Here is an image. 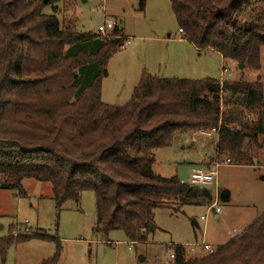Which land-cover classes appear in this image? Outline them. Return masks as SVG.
Masks as SVG:
<instances>
[{"label":"trees","instance_id":"obj_1","mask_svg":"<svg viewBox=\"0 0 264 264\" xmlns=\"http://www.w3.org/2000/svg\"><path fill=\"white\" fill-rule=\"evenodd\" d=\"M57 1L0 0V190L23 195L24 179L49 183L58 209L92 192L95 230L120 231L138 243L156 232L155 210L202 199L200 188L153 170L155 153L177 134L215 129L216 158L253 166L247 148H260L264 139V76L220 83L143 71L126 105L104 104L101 83L123 46V31L79 33L43 13ZM169 3L182 39L197 51L261 69L264 0ZM32 240L55 244L54 255L40 264H57L55 238L15 227L0 240V264L10 247ZM172 252V264H264V211L213 253L187 260L184 246Z\"/></svg>","mask_w":264,"mask_h":264},{"label":"rangeland","instance_id":"obj_2","mask_svg":"<svg viewBox=\"0 0 264 264\" xmlns=\"http://www.w3.org/2000/svg\"><path fill=\"white\" fill-rule=\"evenodd\" d=\"M43 13L55 14L63 25L71 22L83 34L97 35L109 20L123 31V46L110 59L101 83V100L107 105H126L143 71L164 79L220 83H254L264 76L263 58L257 71L238 69L219 54L199 52L182 40L169 0H144L143 8L140 0H58ZM214 141L201 131L180 133L168 148L155 153L153 170L159 176L189 183L191 168L202 165L212 167L217 176L211 186L200 188L210 193L211 201L202 197L193 205L171 202L170 208L155 210L157 230L143 242L131 243L120 231L97 232L92 192H81L58 209L51 185L33 179L22 181L23 195L0 190V240L9 237L11 227L55 238L61 248L57 264H172L175 245L184 246L187 260L204 256L208 253L198 247L201 243L215 250L264 211V139H259L260 148H247L253 166H232L225 157L216 158ZM221 192L229 195L228 201H220ZM214 203L220 209L218 220L210 208ZM55 249L53 243L32 240L10 247L4 264H40Z\"/></svg>","mask_w":264,"mask_h":264},{"label":"built area","instance_id":"obj_3","mask_svg":"<svg viewBox=\"0 0 264 264\" xmlns=\"http://www.w3.org/2000/svg\"><path fill=\"white\" fill-rule=\"evenodd\" d=\"M116 27H117V25H116V23L114 21H112V20L106 21V23L103 26H100L98 28L97 34L101 35V36H105L107 34V31L112 32ZM124 44H129V42L126 41ZM223 70H224V73L229 78L228 71L226 69H223ZM217 133H218V131L213 129L211 131L201 132V135L203 137H210V138L211 137H215V139H216ZM226 163L229 164L228 161H226ZM216 176H217V172H216V170H213V168H211L209 170H205V169L195 168L194 167L190 171V180H189L188 184H190L192 186H195V187H198V188H205V187H208V186L212 185V183L214 182ZM210 208H211V212L213 213V215L215 217H218V215L220 213V209H219L218 205L216 203H214L213 205L210 206ZM198 247H200L202 250H204L205 252H207L209 254L213 253V251H215L213 247H211V246H209V245H207L205 243H201ZM194 251H195V249H191V252H194ZM170 258L172 260L174 259L173 252L170 255Z\"/></svg>","mask_w":264,"mask_h":264},{"label":"water","instance_id":"obj_4","mask_svg":"<svg viewBox=\"0 0 264 264\" xmlns=\"http://www.w3.org/2000/svg\"><path fill=\"white\" fill-rule=\"evenodd\" d=\"M44 3H46V2H44ZM238 68L242 69V66H239ZM202 197L209 200V201H211V199H212L210 193L206 189L202 190ZM219 199L222 202H226L229 200V195L226 192H221L219 194ZM216 220H218V217H216ZM193 224H195V222H193Z\"/></svg>","mask_w":264,"mask_h":264},{"label":"crops","instance_id":"obj_5","mask_svg":"<svg viewBox=\"0 0 264 264\" xmlns=\"http://www.w3.org/2000/svg\"><path fill=\"white\" fill-rule=\"evenodd\" d=\"M183 40V39H182ZM196 49V48H195ZM197 50V49H196ZM216 141H214V143H215ZM203 162V161H202ZM225 163H226V160H225ZM202 164V163H201ZM201 168V169H205V170H209V169H211L212 167H210V166H193L192 168ZM191 168V169H192ZM219 218V217H218ZM215 219H216V217H215ZM226 243V242H225Z\"/></svg>","mask_w":264,"mask_h":264}]
</instances>
